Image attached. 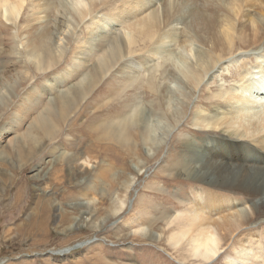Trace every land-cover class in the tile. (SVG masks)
I'll use <instances>...</instances> for the list:
<instances>
[{
	"label": "rangeland",
	"instance_id": "1",
	"mask_svg": "<svg viewBox=\"0 0 264 264\" xmlns=\"http://www.w3.org/2000/svg\"><path fill=\"white\" fill-rule=\"evenodd\" d=\"M55 7L53 0H23L17 19L5 16L0 7V264H227L226 255L210 262L195 260L185 240L175 243L176 236L170 235L175 222L167 224L173 215L197 204L211 218L233 210L231 199L218 195L225 197L222 192L208 195L203 203L205 186L184 176L170 177L163 170L170 158L182 155L171 143L179 128L189 124L181 123L154 146H121L108 140L95 149L96 137L88 124L126 117L139 101L151 108L154 96L141 94L138 100L132 88L126 93L131 96L128 110V104L109 102L116 88L129 80L128 70L107 72L88 99L57 123L55 98L89 78L109 48L110 37L85 45L87 22L72 40L57 45L55 62L41 55L45 67L38 68L35 58L34 63L31 60L37 51L32 38L52 32ZM108 12L101 9L102 14ZM84 46L91 47L89 55L81 54L77 60ZM49 106L50 121L56 124L53 137L36 127ZM117 112L122 116L118 118ZM188 127L182 134L187 139L182 162L192 148L206 147L213 140L200 138ZM237 158L251 162L253 153ZM263 228L255 232L260 235Z\"/></svg>",
	"mask_w": 264,
	"mask_h": 264
},
{
	"label": "bare ground",
	"instance_id": "2",
	"mask_svg": "<svg viewBox=\"0 0 264 264\" xmlns=\"http://www.w3.org/2000/svg\"><path fill=\"white\" fill-rule=\"evenodd\" d=\"M53 1L57 13L52 32L45 38L31 37L37 49L31 60L35 58L38 68L45 67L41 55L55 62L57 45L72 40L87 22L85 45L110 37L109 50L100 55L89 78L55 98L57 123H63L76 104L88 99L107 72L128 70L129 80L116 88L109 102L128 104L127 109L131 96L126 93L132 88L138 100L141 94L154 96L149 100L151 108L145 109L139 101L126 117L88 124V131L96 137L95 149L108 140L121 146H154L181 123L189 124L179 128L171 143L180 147L182 155L170 158L163 170L170 177L184 176L205 186L201 188L203 203L208 195L222 192L225 197L218 195L231 199L233 210L211 218L197 204L167 221L175 222L170 235L176 236L175 243L185 240L197 261L210 262L226 255L227 264H264V231L255 232L264 227V0ZM22 4L23 0H0L5 16L15 19ZM102 8L109 12L102 14ZM90 50L84 46L77 60ZM50 109L43 111L36 127L53 137L56 124L50 121ZM190 109L194 111L189 113ZM185 127L202 139L211 136L213 140L206 147L192 148L182 162ZM248 151L253 153L251 162L237 160Z\"/></svg>",
	"mask_w": 264,
	"mask_h": 264
},
{
	"label": "water",
	"instance_id": "3",
	"mask_svg": "<svg viewBox=\"0 0 264 264\" xmlns=\"http://www.w3.org/2000/svg\"><path fill=\"white\" fill-rule=\"evenodd\" d=\"M78 246H81V245H79V244H76V245H75V247H78Z\"/></svg>",
	"mask_w": 264,
	"mask_h": 264
}]
</instances>
